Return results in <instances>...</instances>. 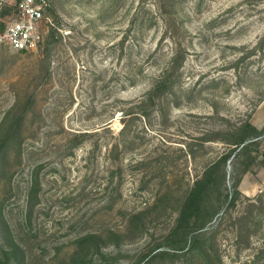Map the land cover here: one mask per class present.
Returning a JSON list of instances; mask_svg holds the SVG:
<instances>
[{
	"label": "rangeland",
	"instance_id": "obj_1",
	"mask_svg": "<svg viewBox=\"0 0 264 264\" xmlns=\"http://www.w3.org/2000/svg\"><path fill=\"white\" fill-rule=\"evenodd\" d=\"M49 3L36 50L0 45V139L21 116L0 156V260L264 264L261 157L237 163L202 246L155 254L225 130L248 117L264 152V0Z\"/></svg>",
	"mask_w": 264,
	"mask_h": 264
},
{
	"label": "trees",
	"instance_id": "obj_2",
	"mask_svg": "<svg viewBox=\"0 0 264 264\" xmlns=\"http://www.w3.org/2000/svg\"><path fill=\"white\" fill-rule=\"evenodd\" d=\"M8 8H4L1 14H5ZM155 84L149 94L155 93ZM21 116L11 119L4 134L0 139V156L5 152V145L16 135L15 131ZM230 137L219 139L226 145V149L213 159L207 161L190 188L187 190L175 218V222L167 235L162 246L155 249V254H168L184 249L186 245L192 249L202 246L203 241L199 238L203 235L202 229L214 218L223 205L229 200L227 206L234 203V196L238 193L239 178L236 176V165L245 156L254 162L257 158H262L264 164V152L256 153L261 143L262 131L258 129L247 117L234 124L230 129L225 130ZM213 140V139H209ZM255 152V153H254ZM233 156L231 162V192L226 193V174L228 160ZM229 162V163H230ZM249 162V163H250ZM244 172L248 168V162L244 161ZM233 193V198L231 194ZM0 264H7L0 260Z\"/></svg>",
	"mask_w": 264,
	"mask_h": 264
},
{
	"label": "built area",
	"instance_id": "obj_3",
	"mask_svg": "<svg viewBox=\"0 0 264 264\" xmlns=\"http://www.w3.org/2000/svg\"><path fill=\"white\" fill-rule=\"evenodd\" d=\"M49 7V0H0V13L10 8L14 14L2 23L0 45L16 51L36 50L43 42V22Z\"/></svg>",
	"mask_w": 264,
	"mask_h": 264
},
{
	"label": "water",
	"instance_id": "obj_4",
	"mask_svg": "<svg viewBox=\"0 0 264 264\" xmlns=\"http://www.w3.org/2000/svg\"><path fill=\"white\" fill-rule=\"evenodd\" d=\"M230 162V159L228 160V162L227 163H229ZM228 167H229V165H228Z\"/></svg>",
	"mask_w": 264,
	"mask_h": 264
}]
</instances>
